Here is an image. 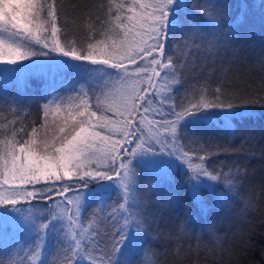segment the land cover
Here are the masks:
<instances>
[{
	"label": "snow or ice",
	"instance_id": "6c2138e0",
	"mask_svg": "<svg viewBox=\"0 0 264 264\" xmlns=\"http://www.w3.org/2000/svg\"><path fill=\"white\" fill-rule=\"evenodd\" d=\"M96 7L78 37L60 0H0V78L21 87L31 77L67 83L41 97L43 122L30 131L16 102L0 96V228L24 233L0 253V264H49L57 251L61 264H153L150 256L136 259L150 238V205L139 187L145 171L149 187L159 188L182 170L196 203L217 182L225 187L219 203L238 194L231 177L239 166H213L229 149L202 131L219 124L234 133L233 121L260 102L222 82L212 87L208 65L236 36L228 6L103 0L102 15ZM245 13L242 5L237 21Z\"/></svg>",
	"mask_w": 264,
	"mask_h": 264
},
{
	"label": "trees",
	"instance_id": "16d2710c",
	"mask_svg": "<svg viewBox=\"0 0 264 264\" xmlns=\"http://www.w3.org/2000/svg\"><path fill=\"white\" fill-rule=\"evenodd\" d=\"M102 2L60 0L62 16L67 18L72 34L78 37L86 34L85 16L94 5L97 6L94 14L102 15L103 10L98 7ZM218 3L228 6L236 36L231 49L221 52L220 59L208 65L212 87L222 82L229 92L260 101L247 106L245 118L233 121L234 133L225 132L219 124L205 125L202 130L206 137L229 149L212 158L213 166L222 163L225 172L229 167L239 166V173L232 168L231 177L238 194L219 203L218 196L225 193V187L223 182H217L211 191L203 188L202 200L196 203L184 183L183 171L181 174L177 169L168 183V197H174L170 205L155 203L159 197L154 194L144 198L150 205L146 226L150 236L156 238L150 252L144 249L139 256H150L153 264H264V0H218ZM242 5H246V13L242 21H237ZM181 19L186 22L183 16ZM175 36L179 37V33ZM206 75L207 72L199 73L197 78ZM50 89L43 79L31 77L24 87L0 84V96L8 103L16 102L23 117L19 123L30 131L41 123L40 106L44 103L41 97ZM91 213L85 214L88 219ZM181 224L183 234L178 231ZM99 227L103 228V224ZM50 258L49 264H61L51 263Z\"/></svg>",
	"mask_w": 264,
	"mask_h": 264
},
{
	"label": "rangeland",
	"instance_id": "374dc122",
	"mask_svg": "<svg viewBox=\"0 0 264 264\" xmlns=\"http://www.w3.org/2000/svg\"><path fill=\"white\" fill-rule=\"evenodd\" d=\"M71 78H72L71 73L65 74V77H64L65 81H70ZM47 83L50 85L51 88H55L58 91L67 87V83L61 84L60 78H57V81H56L55 84L52 83L51 79H49L47 81ZM0 84L5 86V87H10L12 85L13 86H17V87H21L15 81H7L6 82L2 78H0ZM61 94H66V93L61 92ZM47 121H48V131H49V133H51V130L53 128V118L51 117V115L47 118ZM42 122H43V120H41V123ZM44 131H45L44 129H41V131H40V136L41 137H43ZM174 172L172 173V175L174 174ZM180 173L182 174L181 170H180ZM150 175H151L150 172L145 171L142 174L141 179L139 180V187H140L141 195L145 198V196H149V195H153L154 194L157 197H159V199L155 198V203L156 202L157 203H161L164 206L167 205V204L170 205L171 201H169V197H168V195H169L168 183L169 182L162 183L159 188H150L149 187ZM187 188H188V186H187ZM160 198H162V200H160ZM161 201H164V202H161ZM149 203H150V201H149ZM95 207L96 206L93 205L91 208L88 209V212H93V209ZM23 236H24V233L22 232V230H20V229H15L14 230L11 225H8L6 227L0 228V242H3L4 240H7V244L5 243V241H4V243H0V250H1L0 252L1 253H6L7 250H8V245H10L13 240L22 239ZM151 237H154V236H150V238L147 239L146 243L143 245V248L146 249L147 252H150V246L155 241V239H153ZM54 245H55V241L54 240H50L49 241V247L52 248V247H54ZM59 258H61V259H59ZM62 259H63L62 253L56 252L54 254V256H52L50 258V262L52 263V262L58 261V262L61 263ZM136 259L144 260V258H141L140 256H137ZM144 262H147V261L145 260Z\"/></svg>",
	"mask_w": 264,
	"mask_h": 264
}]
</instances>
